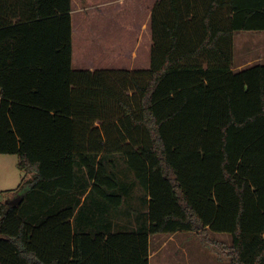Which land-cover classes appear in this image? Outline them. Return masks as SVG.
I'll use <instances>...</instances> for the list:
<instances>
[{
    "label": "trees",
    "instance_id": "1",
    "mask_svg": "<svg viewBox=\"0 0 264 264\" xmlns=\"http://www.w3.org/2000/svg\"><path fill=\"white\" fill-rule=\"evenodd\" d=\"M72 9L0 0V153L18 155L26 189L0 201V264H150V235L178 231L228 232L208 241L264 264V63L232 68L264 0H158L135 71L74 69ZM92 205L148 222L90 226Z\"/></svg>",
    "mask_w": 264,
    "mask_h": 264
},
{
    "label": "rangeland",
    "instance_id": "2",
    "mask_svg": "<svg viewBox=\"0 0 264 264\" xmlns=\"http://www.w3.org/2000/svg\"><path fill=\"white\" fill-rule=\"evenodd\" d=\"M105 1V6L98 8L97 3H101L102 0H73V53L78 60H82L79 63L80 67L87 68L95 62L94 69L109 67L128 68L135 71L149 68L152 54L150 12L158 0ZM108 25L105 39L97 40V34L101 33L102 28ZM114 26H120L119 31L122 33L120 32L119 39L116 38L119 36H115ZM94 38L100 44L99 50H95L98 47H95ZM258 62L264 63V31L237 33L233 67L238 65L245 67ZM77 66L79 65L75 60L74 68ZM134 93V91H126V95H134ZM17 159V154L0 153V177L4 179L0 184V201L6 202L12 199L17 192L21 176H23ZM116 160L119 162V169L123 171V176L127 180H131L132 175L122 162V158H116ZM24 192L26 189L21 191V193ZM166 235V233H160L158 237H166ZM206 236L205 233L199 231H185L184 234L169 239L167 247L170 249L163 247L161 254H157V257L154 256L151 264H218L219 257H223L224 252L221 250L222 248L208 240L210 238L213 241L217 239L230 243L232 235L228 232L209 231V235ZM176 241H181L179 247H176ZM153 247H156L154 242Z\"/></svg>",
    "mask_w": 264,
    "mask_h": 264
},
{
    "label": "crops",
    "instance_id": "3",
    "mask_svg": "<svg viewBox=\"0 0 264 264\" xmlns=\"http://www.w3.org/2000/svg\"><path fill=\"white\" fill-rule=\"evenodd\" d=\"M105 3H106V1L105 0H102L101 3L100 2L97 3V7L98 8L100 6L103 7V6H105L104 5ZM118 4H120V3H118ZM153 7H154V5L152 6V9H153ZM151 13H152V10H151L150 14ZM108 27H109V25L106 26V27H104V28H102V32L99 33V34H97V36H98L97 40H99L100 38L102 40L105 39L106 32L108 31ZM72 28H73L72 29V38H73L74 37L73 9H72ZM119 29H120V26H118V27L117 26H114V29L113 30H114L115 36H119V34L121 35L122 32L119 31ZM263 31L264 30H262V31H255V32H263ZM236 36H237V33L234 36V44H235V37ZM116 38L119 39L120 36L119 37H116ZM73 40H74V38H73ZM97 40L95 39V43H96L95 47H98V48L95 49V50H99V45L100 44H99V42H97ZM153 43L154 42H153V38H152V46H153ZM73 44H74V42H73ZM119 49L122 50L121 48H119ZM73 51H74V45H73ZM99 52H101V51H99ZM234 59H235V48H234ZM72 60H73V68H74V61L75 60L77 61L78 65H79V66L75 67L74 69L83 68V67H80L81 65L79 64V63L82 62V60L81 59L78 60V58L75 57L74 53H73ZM94 66H95V62H94V64H91L87 68L88 69H91V70H95L94 69ZM245 67H248V66H245ZM245 67H242V65H240V66L238 65L237 67H233L232 66V68L234 70H241V69H243ZM4 159L7 160L8 158H4ZM17 163H18V159H17ZM22 174L24 175L25 173L22 171ZM22 177L23 176H21L20 182L22 180ZM27 177H30V176L28 175ZM2 180H4V179L2 177H0V184H1V181ZM20 182H19V184H20ZM142 193H143V191H140L137 188V193L135 195L136 196L135 197L136 201L137 200L139 201V196L142 195ZM145 212H147V207H145ZM101 213H103V214L100 215ZM92 218H94V222H95V220H98V223L95 226L97 228H102V229L106 228L107 229L109 227L112 230H125V231H132L134 229H137L139 227V225L145 224V223L148 222L147 217H145V219H143V220H140V219H138V216L135 213H132V212L129 213L128 210L127 211H124L123 213L117 214L116 212L111 211L109 208H106L105 206H103V210L102 209H98L97 207L93 206L92 209H91V211L87 215L81 216V222L84 223L85 221H87L90 226H94V222L91 221ZM74 221H75V219H74ZM184 232L185 231H178V232H174V233H166L168 235V236L166 235V237L165 236L158 237V234H160V233L151 234L150 235V256H149L150 264L152 263L153 258L157 257V254H161L160 252L162 251L163 247L168 248L167 247V245H168L167 243H168V240L169 239H174V238L180 236L181 234H184ZM186 232H189V231H186ZM155 235H157V236L155 237ZM153 242L156 244V247H153ZM180 242L179 241H176V243H177V244H175L176 247H179L180 246ZM225 242H227V241H225ZM227 243L230 244L229 242H227ZM168 249H170V247ZM221 250L224 252L223 254L225 256L222 255L223 257H221V258L219 257V260H218L219 263L218 264H231L230 259L226 255L225 251L223 249H221Z\"/></svg>",
    "mask_w": 264,
    "mask_h": 264
},
{
    "label": "water",
    "instance_id": "4",
    "mask_svg": "<svg viewBox=\"0 0 264 264\" xmlns=\"http://www.w3.org/2000/svg\"><path fill=\"white\" fill-rule=\"evenodd\" d=\"M24 198V193H21L17 196H15L14 198L8 200L7 202L10 203V204H15V205H18L21 203V201L23 200Z\"/></svg>",
    "mask_w": 264,
    "mask_h": 264
}]
</instances>
